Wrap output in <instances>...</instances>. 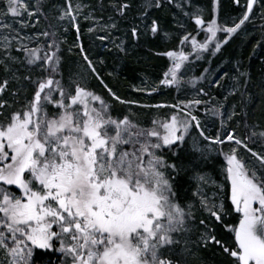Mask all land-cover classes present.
Listing matches in <instances>:
<instances>
[{"label":"snow or ice","instance_id":"obj_1","mask_svg":"<svg viewBox=\"0 0 264 264\" xmlns=\"http://www.w3.org/2000/svg\"><path fill=\"white\" fill-rule=\"evenodd\" d=\"M233 2L241 4V0ZM258 4L264 8V0H246L233 26L220 23V0H213L208 20L197 9L192 19L206 38L201 42L186 32L177 47L154 51L169 61L160 84L180 89L207 81L210 69L195 81L185 79L190 55L199 59L202 53L220 52L250 21ZM132 7L120 0L111 9L115 17L104 25L72 0H65L54 17L47 16L43 0H34L31 6L29 0H4L0 6V70L5 73L0 80V251L5 258L0 264H53V257L56 264H192L200 248L209 244L219 246L228 264H264V124L250 122L253 115L248 111L254 113L258 107L264 113V82L258 93L252 91L250 75L241 70L240 62L231 76L224 71L214 77L211 86L227 90L224 101L229 96L238 101L230 112L224 104H211L215 97L203 86L197 97L209 100L150 105L121 99L79 43L78 17L92 18L103 33L95 39L103 42L102 47L111 45L109 51L123 59L129 46L115 32ZM139 7L123 37H130L137 48L142 36L152 43L168 39L170 33L151 16L153 8L162 7L161 0H141ZM41 18L47 22L45 30L31 35L24 31ZM65 20L75 27L74 46L86 65L84 72L68 69L67 82L59 35ZM221 32L226 34L222 42L217 40ZM188 45L192 53L185 51ZM85 73L95 76L120 104L173 111L163 118L155 116L148 124L130 109L115 115L113 106L89 87ZM201 104L213 125L219 121V130L212 135L206 134L194 114ZM193 130L207 145L192 142L188 165L195 191L191 200L182 201L177 185L189 168L181 153ZM213 152L223 175L218 185L202 167L212 160ZM168 153L174 157L171 162ZM210 184L224 193L228 206L207 195L204 189ZM197 211L222 225L231 243L217 239L215 228L203 218L199 220L203 230L193 240ZM229 215H235V222L224 224Z\"/></svg>","mask_w":264,"mask_h":264},{"label":"trees","instance_id":"obj_2","mask_svg":"<svg viewBox=\"0 0 264 264\" xmlns=\"http://www.w3.org/2000/svg\"><path fill=\"white\" fill-rule=\"evenodd\" d=\"M91 4L92 8L98 9L103 5V10H107L109 15L115 17V13L111 10L112 7L120 2V0H86ZM126 2L133 5L129 10L126 19L119 20V35L126 40L129 46V54L123 59H117L114 53H108L107 50H94L92 52V47L88 46L87 38L84 35V25L79 23L80 33H81V43L83 44L89 58L93 61L101 74V77L108 84L110 88L113 89L117 95H121V91H128L126 89L131 82L133 84L144 85L145 87L158 86L160 85V79L165 67L169 64L166 57L154 55V51H167L171 50L179 44L180 37L186 32H191L192 35L197 34V27L194 24L192 15L197 9L203 11L204 19L208 20L211 17L212 3L213 0H172L171 3L165 0H161L162 7L153 8L151 10L152 18H158L165 29L170 33L168 39H161L155 43H152L149 39L141 37L140 47H134L133 42L130 37H123V33L128 31L129 25H131L135 19L138 17L140 12L139 3L141 0H126ZM246 0H241L240 6H237L233 0H220L219 7V21L227 26H233V22H238L239 18L242 16L244 10L243 5ZM108 7V8H107ZM264 11L259 4L254 6V15L250 17V21L246 22L237 34L231 36L227 44H224L220 52H212L209 55L208 52L202 53L201 58L194 61L192 58L191 63L187 65L188 69H196L195 78L200 75L205 65L209 66L211 70L210 74H207V81L199 80L195 82V87L189 85L191 90L197 92V89L201 86L205 87L214 100L209 101L211 104H224L227 111L232 110V106H238V101H234L231 96H229L228 101H224V96L227 94L225 87L215 88L211 86V80L220 75L224 71H228L229 76L232 75V70L236 66L237 62H240V68L242 71H246L251 78L250 87L252 91L258 93V85L264 82V19H261V12ZM189 15H185V13ZM108 15V14H107ZM75 31L70 29L68 40L69 42H74ZM226 34L221 33L218 38L219 41L225 39ZM213 45H210L209 51H212ZM103 60V63L100 61ZM79 64V65H78ZM80 66L85 70V64L81 63L80 57L77 53L71 54L66 58L64 62L65 75H67V70L72 69L74 71L76 66ZM0 70V80H3L5 73ZM111 73V75H109ZM87 83L89 87L98 90L101 94L107 93V90L99 83L95 76L87 73ZM227 77L220 80L221 85H224L227 81ZM149 84H148V83ZM146 84V85H145ZM13 88L16 87L15 84L12 85ZM95 87V88H94ZM161 86H159V90ZM174 93V91H173ZM173 93L169 94L170 98H173ZM30 94V90H29ZM182 93L174 95L175 97L181 96ZM11 99V94H8ZM137 100L139 98L136 94ZM258 98V97H257ZM157 99L156 95L152 96V101ZM201 99L209 100L208 96L201 97ZM149 100V99H142ZM202 106V105H200ZM205 107V105L203 104ZM258 108V107H257ZM256 108V109H257ZM255 109V110H256ZM195 113L198 112V108H194ZM250 114L253 115V120L250 122H261L264 119V113H262L259 108L256 114L253 113L252 109L248 110ZM255 112V111H254ZM147 118V117H146ZM203 118V117H202ZM202 126V125H201ZM230 127H236L237 132L241 131V127L236 124L229 122ZM220 124L217 121L211 133L208 129L204 128L206 134L212 135L219 130ZM193 136L196 137L198 141L202 144H207V141H203L199 137L197 131L193 130L192 138L188 139L187 146L182 150L181 160L188 166L189 171L181 174V178L178 182L179 195L182 201L191 200L192 192L195 191V183L190 179V165L188 161L191 159V153L189 151L192 145ZM255 147V146H254ZM212 160L208 162L207 165L202 166L204 171H207L208 175L211 176L216 184H221L223 182V175L221 174V164L215 159V153H211ZM169 161L171 162L174 157L172 153H168ZM220 200H224L226 206H228V201L224 193L220 194ZM203 218L209 220L210 227L215 228V235L217 239L231 243L230 233H228L225 228L220 224H213L210 218L201 212H196V220L193 225L192 239L195 240L202 231V226L199 225V220ZM235 222V215H229L224 218V224H232ZM228 264V260L217 245L209 244L206 248H200L199 252L195 257L192 258V264Z\"/></svg>","mask_w":264,"mask_h":264},{"label":"rangeland","instance_id":"obj_3","mask_svg":"<svg viewBox=\"0 0 264 264\" xmlns=\"http://www.w3.org/2000/svg\"><path fill=\"white\" fill-rule=\"evenodd\" d=\"M165 1H168V0H165ZM43 2L45 5L44 10L46 11L47 16L54 17L57 15V9L65 3V0H43ZM3 3H4V0H0V6H3ZM33 3H34V0H29L30 6ZM72 3H73V5L80 4L81 7L83 8V12L91 14V16L94 17L96 21H99L100 24L107 25L110 23L109 17H112V16L109 15L107 10H103L101 7H98V9L92 8L91 4H89V2L86 0H72ZM25 19H27L26 15H25ZM61 23L63 25V28H61L59 30V35H60L61 39L63 40V43L61 44V49L63 52V63H64L66 58L69 57L71 54H74V53L78 54L79 48L74 46L77 43V39H76L77 34H76L75 27L72 24H70L68 20H65ZM79 23L84 25V27H85L84 28V35L87 38L88 46L92 47V50H93L92 52H94V50H98V51L99 50H107L108 53H114V50L109 51V47H111V45H109V47H102L101 45L103 42L95 39V36L97 34H103V33L100 31V28L96 26V24L94 23V20L92 18L85 19L84 15H79L78 24ZM17 27H19V25H17ZM46 27H47V22L45 21L44 18H41L40 23L37 24L34 28L29 26L26 29H24V31L31 35V34H35V33H38V32L45 30ZM89 27H95L96 31L89 33V31H88ZM65 28L67 29V31H64ZM70 29H72V30L74 29V31H75L74 42H69V40H68V35H69ZM112 31H115V30H112ZM120 31L115 32V35L120 36L119 35ZM197 31H198L197 34L194 36L196 37V39L198 41L203 42L206 38V33L203 31H200L198 28H197ZM221 33H223V32H221ZM221 33L217 34V40L220 37ZM40 40L43 41V37H40ZM79 43H81V35H80ZM214 43H215V41H213V44ZM185 51L188 53H192L191 46L190 45L186 46ZM202 55H199V58H201ZM79 57H80L81 63L83 64L84 62L82 61L80 55H79ZM192 58H194L193 62L197 61V58L195 55H190V60ZM78 65L75 67L74 71L78 70L80 72H84V69H82ZM204 69H209V66L205 65ZM203 70H202V72H203ZM97 71H98V69H97ZM195 72H196V69H188L186 72V75H185V79L195 81V76H196ZM202 72H200V73H202ZM85 75H87V73H85ZM65 81L67 82V75H65ZM189 85H191V84H189ZM189 85L187 88L176 89L175 87H168V86H164V85L160 84L159 86H161V89L159 90L158 84H157V86H154V87L150 86V85H146L149 87H145L144 85H141V83L133 84L131 82V84H129V86L126 88V89H128V91H126V90H125V92L121 91V95L118 94V96H120L121 99L136 101L138 104H150V105H155V104L173 105V104H178L180 101H189V100H192L193 98H201V97H197V92L194 90H191L189 88ZM134 89H146L147 91H135ZM153 89H156V90L153 91ZM93 90L96 91L98 94L102 95L105 98V100H107L108 103H110L113 106V111H114L115 115L123 114V113H125L126 110L130 109V110L138 113L140 120L145 124L150 123V121L155 116H159V117L163 118L165 115H167L173 111V109H171V108L156 109V108H140V107H137L136 105H131V106L123 105V104H120L118 101L114 100L108 93L101 94L98 90H95V89H93ZM173 91H174V93H173ZM148 92H151V95H148ZM172 93H173V98H170L169 96H167V95L172 94ZM180 93H182L181 96H179V97L174 96V95H178ZM136 94H138L139 98H141V97L142 98L137 100ZM154 94L156 95L157 99L155 101H152V96ZM146 98L149 100H142V99H146ZM8 99L11 100L9 98V96H8ZM257 103H258V98H257ZM201 105L202 106H198V112L199 113H195L196 111H194V114L200 118L202 127L204 126V128L208 129V131L211 133V131L214 127V125L212 124V119L210 117L206 118L205 107L203 106V104H201ZM257 111H258V108L255 110L254 114H256ZM260 123L264 124V119H262V121ZM210 125H212V126H210ZM194 139L197 140L196 137L193 136L192 141ZM205 145H207V144H205ZM204 191L207 193V195L209 197L215 196L217 200H220L221 192L215 187V185H211V184L208 185L204 189ZM197 212H199V211H197ZM204 214H206V213H204ZM4 258H5L4 253L2 251H0V261L4 260ZM53 264H56L55 257H53Z\"/></svg>","mask_w":264,"mask_h":264}]
</instances>
